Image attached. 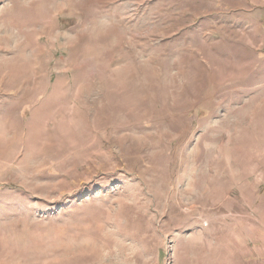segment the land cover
<instances>
[{
	"label": "rangeland",
	"instance_id": "obj_1",
	"mask_svg": "<svg viewBox=\"0 0 264 264\" xmlns=\"http://www.w3.org/2000/svg\"><path fill=\"white\" fill-rule=\"evenodd\" d=\"M249 229L264 0H0V264H256Z\"/></svg>",
	"mask_w": 264,
	"mask_h": 264
},
{
	"label": "crops",
	"instance_id": "obj_2",
	"mask_svg": "<svg viewBox=\"0 0 264 264\" xmlns=\"http://www.w3.org/2000/svg\"><path fill=\"white\" fill-rule=\"evenodd\" d=\"M248 238H249V244L251 243L250 246L256 247V249L254 251H257V252L253 253V254H255L254 256L255 257L260 256L258 260L255 259V261H256L255 263L256 264H264V242L260 240L262 237L261 236L257 237L256 233L253 232L251 229H249ZM260 242H262V243H260ZM260 247H263V248H260ZM251 252H252V250H250L248 248V253H251Z\"/></svg>",
	"mask_w": 264,
	"mask_h": 264
},
{
	"label": "bare ground",
	"instance_id": "obj_3",
	"mask_svg": "<svg viewBox=\"0 0 264 264\" xmlns=\"http://www.w3.org/2000/svg\"><path fill=\"white\" fill-rule=\"evenodd\" d=\"M7 68V67H6Z\"/></svg>",
	"mask_w": 264,
	"mask_h": 264
}]
</instances>
